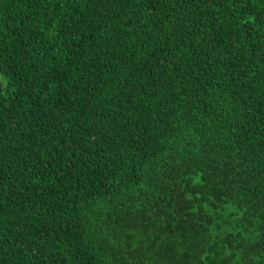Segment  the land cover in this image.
I'll return each instance as SVG.
<instances>
[{"label":"trees","instance_id":"trees-1","mask_svg":"<svg viewBox=\"0 0 264 264\" xmlns=\"http://www.w3.org/2000/svg\"><path fill=\"white\" fill-rule=\"evenodd\" d=\"M0 264H264V0H0Z\"/></svg>","mask_w":264,"mask_h":264}]
</instances>
